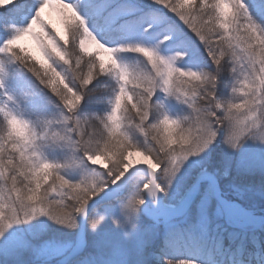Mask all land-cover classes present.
Here are the masks:
<instances>
[{"label":"snow or ice","instance_id":"1","mask_svg":"<svg viewBox=\"0 0 264 264\" xmlns=\"http://www.w3.org/2000/svg\"><path fill=\"white\" fill-rule=\"evenodd\" d=\"M0 264H264V0H0Z\"/></svg>","mask_w":264,"mask_h":264}]
</instances>
